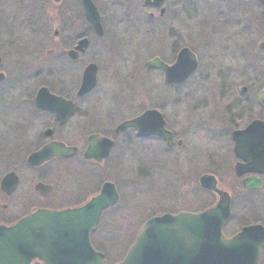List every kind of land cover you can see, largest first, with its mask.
<instances>
[{"label":"rangeland","instance_id":"obj_1","mask_svg":"<svg viewBox=\"0 0 264 264\" xmlns=\"http://www.w3.org/2000/svg\"><path fill=\"white\" fill-rule=\"evenodd\" d=\"M166 1L171 11L181 10L183 0ZM188 1L191 9L190 20L185 24L186 45L196 56L197 69L184 84L169 87L163 84L160 73L145 69L152 57L166 51L163 44L154 45L156 39L150 32L151 23L142 2L92 0L101 16L104 36L92 37L84 63L96 64L99 72L88 114L105 124L100 131L109 133L144 109L156 108L166 127L178 133L182 141L181 147L168 151L163 145L139 140L128 131L116 139L108 161L89 173L75 161L47 167L45 182L52 185L53 191L44 203L53 208L64 207L76 192L82 191L81 196L93 193L105 181L117 188L120 201L115 209L103 214L95 234L109 264L121 253L123 258L138 227L150 216L187 211L186 198L191 194L202 198L204 209L212 204L214 199L206 194L202 197L195 190L197 179L203 174L220 177L222 186L230 183L228 187L234 192L233 219L226 232L238 229L237 214L244 197L253 213L243 215L240 221L264 224V188L244 196L237 182L230 181L229 170L217 168L221 160L227 164L232 161V146L226 138L235 122L231 112L236 79L254 75L264 80V51L257 48L264 42V15L252 10L250 0L235 1L244 9L235 18L219 15L223 6L216 0ZM248 11L250 17L246 15ZM176 21L182 28L181 21ZM218 23H222L220 30ZM0 166L5 169L6 164ZM12 167L22 177L14 195V209L23 213L40 201L34 196L36 177L24 172L17 160Z\"/></svg>","mask_w":264,"mask_h":264},{"label":"flooded vegetation","instance_id":"obj_2","mask_svg":"<svg viewBox=\"0 0 264 264\" xmlns=\"http://www.w3.org/2000/svg\"><path fill=\"white\" fill-rule=\"evenodd\" d=\"M67 1L0 0V21L2 24L0 27V163L6 164L5 169L0 166V226L3 227H10L37 210H59L82 206L99 192L100 187L97 191L88 193L85 196H81L82 191L76 192L71 198L73 200L69 201V203L67 202L68 204L64 205V207L53 208V206L44 203L53 191L52 185L45 182L47 167L56 163L65 164L73 161L77 162V166L85 169L87 173L92 168L102 167L110 158L116 139L132 130L129 129L124 133L116 134L115 129L118 125L124 121L132 120L149 110L159 112L156 108H147L135 117L120 122L109 133L100 131L105 128V124L88 114L92 109L91 96L96 86L82 95L78 93L85 68L91 64L96 66V64L91 62L84 63L85 59H88L92 37L95 36L101 39L104 36L101 16L97 10L102 28V35L98 36L86 19L81 0H70L69 3ZM140 1L142 2L143 10L148 12L147 18L151 23L150 32L153 38L156 39L154 45L163 44L166 51L152 57L146 63L145 69L147 72L160 73L164 84L162 72L159 69H148L147 64L157 59L164 65L170 66L174 64L181 50L187 49L191 51L186 45L188 27L185 26L190 20V3L188 0H183L180 6L181 10H174V12L170 10L166 0H161L158 5H153L152 3L146 5L144 3L145 0ZM235 1L216 0L223 6L220 8L222 12L219 15L235 18V14H242L244 9L239 8L240 6H237ZM248 4L251 7L253 6L252 10L255 8L264 15V5L259 0H250ZM250 14L251 12L248 11L247 17H250ZM176 19L181 21L182 28L178 26ZM79 24L83 26L81 31H79ZM221 28L222 26L220 25L218 29L220 30ZM81 41H85V45L78 49ZM260 44H262L261 48L259 47ZM258 48L264 51V42H260ZM79 67L81 69H78ZM79 70H81L80 74ZM97 73L99 72L96 66V85ZM186 81L179 84H166V86H179ZM43 89L45 93L42 92ZM260 93H262V103L264 105V80L260 76L248 75L243 76V80L237 81L236 79V84H234V90L232 91L231 112L232 119L235 122H232L231 132L226 138L232 146V161L227 164L221 160L220 166H217V168L220 167L221 171L224 169L229 170L230 181L237 182L244 196L256 194L264 188V174L246 173L236 176V165L243 166L244 164L242 160L234 155L235 142L232 134L246 129L254 121L264 124V106H261L257 100ZM47 94L59 99L63 104L61 107H53L54 110H57L56 112L71 113L65 118L63 123H60L61 119L60 117L58 119L55 113L43 108L47 103H51V99L48 98ZM254 109L257 110V113H255ZM161 116L165 130L172 134V146L167 148L165 143L155 136L139 138V140L157 142L168 151L174 147H181L182 141L179 139L178 133L169 130L162 114ZM244 123L245 125L241 127ZM132 131L135 133V130ZM94 136L98 139L105 138L112 142L109 157L101 163H96L92 160L87 161L83 156L88 140ZM53 142L75 148V155L68 158H56L38 167H33L27 162L32 154L37 153L41 148ZM14 160H17L22 165L24 172L33 174L36 177V183L33 187L34 196L40 200L36 204L29 206L28 210L23 213H16L14 209V195L22 182L20 173L18 174L12 167ZM11 174L16 176L17 183L11 191H7V189L2 187V181ZM201 176L197 179L195 190L203 197L207 193L199 186ZM215 178L218 187L230 195V217L223 227V235L226 238H230L243 227L250 225L259 224L264 227V224L257 221H240L243 219V215L253 213V209L247 208L249 205L244 197L243 203L240 205V212L237 214L238 220L240 217L237 225L238 229L231 233L226 232L229 223L233 219L234 192L228 187L230 183L224 187L222 186L221 178L217 176ZM250 178L258 180V188L244 187V180ZM39 184L50 188L46 196L36 191V186ZM78 195L81 197L78 198ZM76 198L78 199L75 200ZM186 199L188 210L185 212L197 214L204 210V201L199 196L195 197L194 194H191ZM215 203L216 197H214L213 204ZM241 212L244 213L241 214ZM101 254L104 256L106 264H108L106 254ZM118 257L112 264L121 262L122 253L121 257ZM30 264L43 263L34 260Z\"/></svg>","mask_w":264,"mask_h":264},{"label":"water","instance_id":"obj_3","mask_svg":"<svg viewBox=\"0 0 264 264\" xmlns=\"http://www.w3.org/2000/svg\"><path fill=\"white\" fill-rule=\"evenodd\" d=\"M259 1L264 5V0ZM160 2L145 0L144 3L158 5ZM81 3L87 21L101 36L102 28L95 6L91 0H81ZM84 45L85 41H81L78 49ZM196 67V59L187 49L179 52L171 66L157 59L147 64L148 69L162 72L165 84L184 82ZM95 85L96 66L91 64L83 72L78 94L91 91ZM42 92L45 93V90ZM47 96L51 103L43 108L55 113L63 123L71 113L56 112L53 107L63 104L59 99ZM258 102L264 106L262 94L258 96ZM129 128L135 129L140 138L157 136L166 142L167 147L172 146V134L164 129L162 117L155 110L122 122L115 133H124ZM232 137L235 142L234 155L245 163L243 166L236 165V176L264 174V124L254 121L245 130L234 132ZM111 147L110 140L91 137L84 159L101 163L108 158ZM75 153V148L53 142L32 154L27 162L38 167L54 158H68ZM16 183V176L11 174L3 179L2 187L11 191ZM199 185L216 195L214 207L200 214H166L147 220L118 264H259L264 246V228L261 225L247 226L234 237L225 239L222 228L230 215V197L217 187L212 175H203ZM243 185L246 188L259 187L258 180L253 178L244 180ZM36 191L46 196L50 188L39 184ZM117 202L114 185L106 182L99 193L81 207L62 211L38 210L11 227L0 226V264H30L33 260L43 264H105L103 255L92 247L89 235L97 227L102 212Z\"/></svg>","mask_w":264,"mask_h":264},{"label":"trees","instance_id":"obj_4","mask_svg":"<svg viewBox=\"0 0 264 264\" xmlns=\"http://www.w3.org/2000/svg\"><path fill=\"white\" fill-rule=\"evenodd\" d=\"M207 194H208L210 197H212L208 192H207ZM212 199H213V198H212ZM210 205H211V204H210ZM210 205H208V207H209ZM95 233H96V231H94V232L91 233V243H92V245L94 246V248H95L96 250L102 252V249H101V248L97 245V243H96V240H95ZM106 256H107V255H106Z\"/></svg>","mask_w":264,"mask_h":264}]
</instances>
